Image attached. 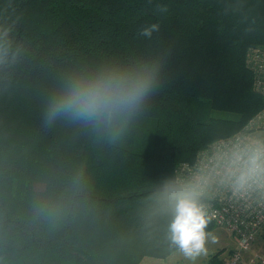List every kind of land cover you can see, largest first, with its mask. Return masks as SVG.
Segmentation results:
<instances>
[{"label":"trees","instance_id":"obj_1","mask_svg":"<svg viewBox=\"0 0 264 264\" xmlns=\"http://www.w3.org/2000/svg\"><path fill=\"white\" fill-rule=\"evenodd\" d=\"M153 23L150 39L138 35ZM259 47L264 0H0V264H140L177 252L166 190H184L176 168L262 110L247 65ZM149 68L140 107L45 124L73 78Z\"/></svg>","mask_w":264,"mask_h":264},{"label":"clouds","instance_id":"obj_2","mask_svg":"<svg viewBox=\"0 0 264 264\" xmlns=\"http://www.w3.org/2000/svg\"><path fill=\"white\" fill-rule=\"evenodd\" d=\"M158 10L167 11L165 5ZM160 29L159 24L146 25L138 35L151 38ZM155 69L140 72H117L92 80L73 78L66 87L55 94L45 112V124H51L64 116L74 121L100 123L110 120L116 113L140 107L153 91ZM255 186L264 190V158L256 157L249 165L234 174L230 186L236 192H244ZM171 222L168 226L170 243L184 256L195 260L206 253L213 241L208 230L211 216L198 194L181 189L166 190Z\"/></svg>","mask_w":264,"mask_h":264},{"label":"built area","instance_id":"obj_3","mask_svg":"<svg viewBox=\"0 0 264 264\" xmlns=\"http://www.w3.org/2000/svg\"><path fill=\"white\" fill-rule=\"evenodd\" d=\"M247 65L253 91L263 100L262 110L242 130L215 141L175 170L176 184L198 194L215 226L234 237L235 252L225 264H244L243 254L264 230V190L253 185L241 193L230 186L234 174L256 157L264 158V47L249 51ZM247 264H264V254L249 258Z\"/></svg>","mask_w":264,"mask_h":264},{"label":"rangeland","instance_id":"obj_4","mask_svg":"<svg viewBox=\"0 0 264 264\" xmlns=\"http://www.w3.org/2000/svg\"><path fill=\"white\" fill-rule=\"evenodd\" d=\"M210 116L211 117H217V118H229V117H231V115H229V114L218 113V112L210 113ZM35 188L37 190H42L41 185H36ZM211 233H212L214 239L212 242H210L207 245L206 253L197 257L195 260L189 259L188 257L184 256V254L182 252H180L178 250L177 252H175L173 254V256H171L170 258H167L166 260H155L154 259V261H150V263H155V264H207L208 261L211 259V257L214 256L215 254H217L219 251H223L220 259H222L223 256H228V252L230 250L228 244L231 240H230L229 236L227 235V232H225L224 229H221V228L216 226L211 231ZM260 236H261V233L258 235L256 241H258ZM256 241H255V243H256ZM235 248H236V243L234 244V248H233L231 254L226 259H224V261H222V264H225V262L233 256V254L235 252ZM254 248H255V246H254ZM259 248H260V250L257 249V250H259L258 254L250 252L251 250L249 252H246L243 254L245 257L244 258L245 259L244 264H247V261L249 258H254L255 256H260V255H262L261 253L264 254V247L262 249H261V247H259ZM151 260H153V259L151 258Z\"/></svg>","mask_w":264,"mask_h":264},{"label":"crops","instance_id":"obj_5","mask_svg":"<svg viewBox=\"0 0 264 264\" xmlns=\"http://www.w3.org/2000/svg\"><path fill=\"white\" fill-rule=\"evenodd\" d=\"M227 235L229 236V238L231 240L228 244L229 248H230V250L228 252V256H229L231 254L233 248H234L235 241H234V238L230 234L227 233ZM254 246H255V248H254ZM254 246L252 247L253 249H251L250 252L257 253V254H258V251L260 250L259 247H261V249L264 247V230L261 233V236L259 237L258 241H256V243L254 244ZM257 249H259V250H257ZM261 254H263V253H261ZM171 256H173V254ZM228 256H223L221 260L224 261V259H226ZM142 261L140 264H155V263H150V261H154V259L151 260V258H144ZM216 264H218V263H216Z\"/></svg>","mask_w":264,"mask_h":264}]
</instances>
